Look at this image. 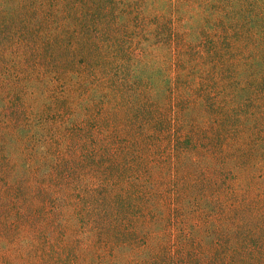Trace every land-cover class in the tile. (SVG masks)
<instances>
[{
    "label": "rangeland",
    "instance_id": "1",
    "mask_svg": "<svg viewBox=\"0 0 264 264\" xmlns=\"http://www.w3.org/2000/svg\"><path fill=\"white\" fill-rule=\"evenodd\" d=\"M263 80L264 0H0V264L218 260L241 225L196 203L264 190Z\"/></svg>",
    "mask_w": 264,
    "mask_h": 264
},
{
    "label": "trees",
    "instance_id": "2",
    "mask_svg": "<svg viewBox=\"0 0 264 264\" xmlns=\"http://www.w3.org/2000/svg\"><path fill=\"white\" fill-rule=\"evenodd\" d=\"M42 10H40V12H42ZM32 15H34V13ZM42 19L44 20L45 18H41V14H40L37 20H35L34 22H30V26L38 25L39 23H36V22L42 21ZM15 26H18V25H15ZM22 26H29V24H25ZM64 44L63 42L61 43V41L60 42L58 41L55 46H52V52L56 50V52L63 54L64 51H66V48H65L66 45ZM254 84H259V82H256V83L254 82ZM254 84L249 83L248 85L253 86ZM262 85H264V82H262ZM259 98L262 99L264 103V93ZM63 102L64 100L61 101V105H63ZM256 105L258 104L256 103ZM129 140H131V146L129 147L128 151L132 150L131 149L132 146H138L137 149L144 148L142 135H138V138L136 137V138L123 139V141L126 143H128ZM146 147H147V144H146ZM132 155L133 156L128 157V161H127L128 168L130 165L131 170L133 168L132 160L135 158L134 152L132 153ZM145 162L146 161H144L143 159L140 166H138L135 172V176L137 177L138 181H140L139 179H144V178L146 180L149 179L147 165ZM216 178L217 180L221 179L220 177H216ZM147 182L148 181H146L141 187L139 186L140 190L138 192L141 195L144 192L143 187L145 188L146 186L145 184H147ZM217 183H215L214 186L206 185L205 183V186H204L205 192H201L199 203H196V205H201L202 207L203 205L202 203L205 200H207V203L210 201L208 205H210L211 203H218L219 205H222V206L229 205L228 207H221V210L227 208L229 213H224L226 220L229 222H237L239 225H241V232L239 236H236V239L226 241L229 236L223 235V233H219L218 230L214 231L213 234L215 235V237L217 238L221 237L223 239V241L221 242L222 243L221 246H224V249L218 260H212V258H210L209 262H212V264L213 263L214 264H239L240 259H241V264H256V263H260L261 261H263V264H264V190L262 189L263 190L262 191L260 187L257 188L259 190V193L255 195V198H254L255 204L251 208V206L248 203H246L244 213L241 214L238 210V205L234 204L231 200V197L233 196L232 189L222 186V184L216 185ZM20 189L22 191V187ZM24 200H25L24 195L22 196L15 195L12 199L7 201V204L4 207L7 211L5 212V215H4V212L2 211L1 213L2 217L4 219L10 220L12 213L21 215V210L23 209ZM250 208L253 209L255 218H257L258 216H261L259 218V220H261L260 223L254 220L255 218L252 219L250 217ZM207 210L209 209L205 208V211ZM230 210L232 211L231 213H230ZM208 212H210L209 216L214 215V210H209L206 213ZM220 241L221 240L219 239L218 243ZM230 242H235L236 243L235 247L233 248L229 247L228 245L230 244ZM195 258L198 260L196 264H203L201 263L197 255L195 256Z\"/></svg>",
    "mask_w": 264,
    "mask_h": 264
}]
</instances>
